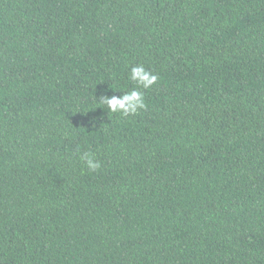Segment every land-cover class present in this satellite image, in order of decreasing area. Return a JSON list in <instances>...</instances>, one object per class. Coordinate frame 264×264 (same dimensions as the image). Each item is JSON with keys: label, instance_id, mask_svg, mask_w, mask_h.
<instances>
[{"label": "trees", "instance_id": "trees-1", "mask_svg": "<svg viewBox=\"0 0 264 264\" xmlns=\"http://www.w3.org/2000/svg\"><path fill=\"white\" fill-rule=\"evenodd\" d=\"M0 264H264V0H0Z\"/></svg>", "mask_w": 264, "mask_h": 264}, {"label": "clouds", "instance_id": "clouds-1", "mask_svg": "<svg viewBox=\"0 0 264 264\" xmlns=\"http://www.w3.org/2000/svg\"><path fill=\"white\" fill-rule=\"evenodd\" d=\"M130 79L144 89H148L157 82L158 77L142 66H135L131 69ZM98 102L101 105H106L111 112H120L124 115L135 114L138 109H143L146 106L143 94L135 89L124 93L120 97L101 95L98 98ZM82 159L86 161L88 168L91 170H96L100 167L99 162L94 161L89 153H84Z\"/></svg>", "mask_w": 264, "mask_h": 264}]
</instances>
